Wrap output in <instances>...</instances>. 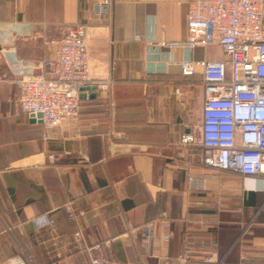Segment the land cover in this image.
<instances>
[{
  "label": "crops",
  "instance_id": "0c3cea01",
  "mask_svg": "<svg viewBox=\"0 0 264 264\" xmlns=\"http://www.w3.org/2000/svg\"><path fill=\"white\" fill-rule=\"evenodd\" d=\"M102 1L0 0V264H264V177L204 165L203 68L181 73L226 57L160 46L188 39L199 0H109L99 17ZM77 24L96 90L47 132L21 112L19 81ZM162 214L171 227L157 226L150 249L130 235Z\"/></svg>",
  "mask_w": 264,
  "mask_h": 264
},
{
  "label": "built area",
  "instance_id": "2783aa9c",
  "mask_svg": "<svg viewBox=\"0 0 264 264\" xmlns=\"http://www.w3.org/2000/svg\"><path fill=\"white\" fill-rule=\"evenodd\" d=\"M111 7L109 0L98 2L93 13L106 17ZM187 31L186 41L163 42L160 46L188 51L218 46L226 57L199 63L186 60L180 64L185 78L195 76L198 66L203 68L204 165L242 176L264 177V0L192 1L188 6ZM52 44L56 48L54 57L32 64L40 74L19 81L21 112L41 115L37 121L47 132L76 118L82 90L95 85L90 73L86 25L66 28ZM180 142L191 145L195 137L186 134ZM67 211L73 215L71 204ZM48 225L45 221L42 226ZM158 225L169 229L171 220L162 214L155 221L132 228L130 235L140 238L150 249ZM5 264L27 263L14 257ZM92 264L105 263L94 259Z\"/></svg>",
  "mask_w": 264,
  "mask_h": 264
},
{
  "label": "water",
  "instance_id": "95a60500",
  "mask_svg": "<svg viewBox=\"0 0 264 264\" xmlns=\"http://www.w3.org/2000/svg\"><path fill=\"white\" fill-rule=\"evenodd\" d=\"M85 90H88V91H94V90H96V87H87V88H84L82 91L84 92ZM30 117L33 119V121H35V122H39V123H41V121H37V118H41V115H38L37 117L34 115V114H31L30 115Z\"/></svg>",
  "mask_w": 264,
  "mask_h": 264
},
{
  "label": "clouds",
  "instance_id": "9594fccd",
  "mask_svg": "<svg viewBox=\"0 0 264 264\" xmlns=\"http://www.w3.org/2000/svg\"><path fill=\"white\" fill-rule=\"evenodd\" d=\"M44 222H45L44 219H43V218H40V219H38V220L36 221V224H37L38 226H42Z\"/></svg>",
  "mask_w": 264,
  "mask_h": 264
}]
</instances>
